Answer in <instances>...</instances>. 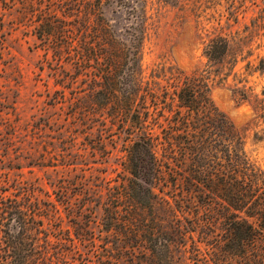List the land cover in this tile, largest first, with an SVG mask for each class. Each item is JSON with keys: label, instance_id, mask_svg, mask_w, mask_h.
<instances>
[{"label": "trees", "instance_id": "1", "mask_svg": "<svg viewBox=\"0 0 264 264\" xmlns=\"http://www.w3.org/2000/svg\"><path fill=\"white\" fill-rule=\"evenodd\" d=\"M108 1L1 0L53 61L47 62L55 82L71 95L67 114L86 129L91 115H106L114 127L109 135L127 146V183L102 206V228L112 240L102 247L101 264H175L173 251L186 239L197 262L194 234L207 246L205 264H264V170L247 156L243 135L214 105L208 84L211 74L223 83L250 55L243 51L248 35L207 31L194 0L190 11L196 29L205 30L206 68L184 73L159 62L145 79L142 1L116 0L128 14L124 31L104 15ZM227 10L226 20L236 22L232 3ZM57 92L51 101L65 102ZM5 190L0 188V264H41L46 250L34 239L33 214Z\"/></svg>", "mask_w": 264, "mask_h": 264}, {"label": "rangeland", "instance_id": "2", "mask_svg": "<svg viewBox=\"0 0 264 264\" xmlns=\"http://www.w3.org/2000/svg\"><path fill=\"white\" fill-rule=\"evenodd\" d=\"M140 1L145 18L140 63L145 79L159 62L184 73L205 69L201 38L205 30L195 27L190 11L194 0ZM176 1L185 5V13ZM211 1L196 3L201 26L248 35L243 51L249 49L250 55L237 62L223 83L211 74L209 95L243 135L247 156L264 170V0H233L236 22L226 20L229 0ZM104 15L123 31L129 24L127 12L116 0L108 1ZM48 58L35 36L19 25L14 8L0 0V188L7 189L5 194H17L33 214L34 239L46 250L39 255H46L41 264H101L100 259H106L102 247L112 240L102 228V206L114 188L127 183V146L116 134L109 135L114 127L106 115H91L86 129L75 115L67 114L69 89L55 82L48 65L53 61ZM63 69L73 70L69 64ZM76 85L78 81L72 88ZM61 90L67 100L53 103L51 98ZM165 189L177 191L171 186ZM155 192L162 195L157 188ZM194 239L198 261L186 239L173 251L175 264L206 263L207 246L195 234Z\"/></svg>", "mask_w": 264, "mask_h": 264}]
</instances>
